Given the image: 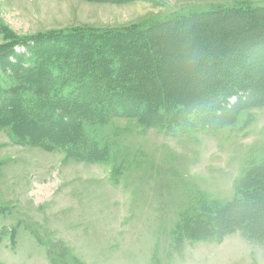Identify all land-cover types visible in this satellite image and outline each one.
I'll return each mask as SVG.
<instances>
[{"label": "rangeland", "instance_id": "obj_1", "mask_svg": "<svg viewBox=\"0 0 264 264\" xmlns=\"http://www.w3.org/2000/svg\"><path fill=\"white\" fill-rule=\"evenodd\" d=\"M147 27L144 40L134 35ZM77 32L96 47L144 42L147 60L125 83L155 94L161 83L181 104L208 102L234 76L264 75V0H0V48L61 34L79 51ZM259 94L251 89L233 122L208 130L148 126L138 115L91 120L84 126L100 150L90 156L82 146L87 159L70 156V144H31L0 126V264H264V237L249 232L264 230V196L244 207L249 222L230 207L264 172Z\"/></svg>", "mask_w": 264, "mask_h": 264}, {"label": "trees", "instance_id": "obj_2", "mask_svg": "<svg viewBox=\"0 0 264 264\" xmlns=\"http://www.w3.org/2000/svg\"><path fill=\"white\" fill-rule=\"evenodd\" d=\"M230 8L234 12L241 10ZM240 13L242 14L239 15H246L249 10L242 9ZM176 18L170 21L179 19ZM148 29L149 27L142 28L134 35L144 40ZM88 37L77 32L76 39L83 41L78 43L75 40L74 46H78L79 51L73 50L72 45L67 47L75 37L69 38L61 34L16 38L0 48V126H9L16 138L31 144L42 140L56 143L60 147L70 144V156L87 159L85 157L88 156L80 150L82 146L93 148L89 155L97 156V150H100V145L96 144V141L100 142L99 139L90 135L84 126H89L91 120L102 124L111 114L138 115L144 125L148 126L165 123L169 127L172 123L175 127L191 129V125H198L208 130L233 122L241 104L254 99L250 96L251 89L261 91L256 97H264V75L253 76L251 73L234 76L233 79L218 84L219 87L206 97L209 101L204 103L209 106L195 102L181 104L176 97L170 96L167 89L164 91L161 83L157 86L160 88L159 94L152 90H142L144 87H141L139 93L138 85L126 84L125 81L128 80L132 65L139 67V63H145L140 62V59L147 60L144 57L146 49L142 47L144 42L124 41L126 45L122 47L127 49L124 51L118 45L119 40L96 47L95 44H88ZM113 38L116 39H109ZM111 61L118 62L116 69H111ZM56 66L60 73L56 74ZM134 73L137 74L136 71ZM157 73L152 72L153 76ZM223 73L224 70L220 71L221 75ZM254 80H261L262 85H257ZM71 81L74 82L73 87L64 88ZM100 90V96L95 95ZM231 97L235 98V102L230 103ZM158 108L161 109L160 113ZM39 113L47 116V120H40ZM223 114L226 116L223 117ZM217 117L219 118L215 119ZM23 124H28L31 129L22 127ZM20 127L22 130H18ZM51 127L55 129L54 132L50 131ZM258 174L260 173L252 174V178L245 181L230 205L241 208L244 213L241 218L243 216L246 221L248 217H245L244 207L256 205V201L264 196V172L262 175ZM247 222L242 221L245 226L250 227ZM249 232H256L264 237L263 229L250 227Z\"/></svg>", "mask_w": 264, "mask_h": 264}, {"label": "bare ground", "instance_id": "obj_3", "mask_svg": "<svg viewBox=\"0 0 264 264\" xmlns=\"http://www.w3.org/2000/svg\"><path fill=\"white\" fill-rule=\"evenodd\" d=\"M194 96V95H193Z\"/></svg>", "mask_w": 264, "mask_h": 264}]
</instances>
